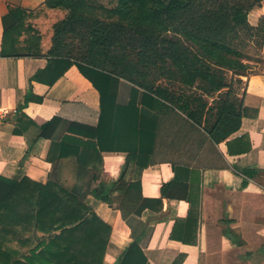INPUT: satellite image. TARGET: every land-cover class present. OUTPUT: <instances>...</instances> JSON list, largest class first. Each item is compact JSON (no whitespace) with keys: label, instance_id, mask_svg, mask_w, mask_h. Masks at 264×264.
I'll return each mask as SVG.
<instances>
[{"label":"crops","instance_id":"0c3cea01","mask_svg":"<svg viewBox=\"0 0 264 264\" xmlns=\"http://www.w3.org/2000/svg\"><path fill=\"white\" fill-rule=\"evenodd\" d=\"M1 1L33 9L44 0ZM262 17L264 2L250 10L248 22ZM12 21L0 15V50ZM249 63L250 70L258 62ZM45 65L44 56L0 55L1 177L52 179L82 191L90 170L117 181L111 205L86 198L111 228L103 264H264V65L240 75L244 113L239 128L219 141L176 108L159 112L142 104L138 88L121 79L111 83L121 105L116 120L102 138L92 136L98 90L76 65L52 84L33 79ZM54 117L57 123L41 135L43 121ZM47 236L22 220L0 225L1 248L17 257Z\"/></svg>","mask_w":264,"mask_h":264},{"label":"trees","instance_id":"16d2710c","mask_svg":"<svg viewBox=\"0 0 264 264\" xmlns=\"http://www.w3.org/2000/svg\"><path fill=\"white\" fill-rule=\"evenodd\" d=\"M263 2L115 0L107 7L96 0H44L30 9L0 0V15L13 19L4 28L0 55L44 56L46 65L32 78L47 84L76 65L100 95L92 136L102 138L104 127L116 120L121 105L111 83L121 79L138 88L142 104L159 112L176 108L219 141L239 128L244 113L235 83H241L250 61H264L244 51L247 43L241 35L260 33L262 46L264 18L251 25L248 13ZM50 10L64 14L51 25V42L43 51L36 20ZM58 120L43 121L41 135ZM89 175L85 191L66 189L52 179L43 184L0 176V225L5 228L22 220L48 234L20 257L0 246V264H103L111 228L86 198L89 194L111 205L117 181H104L94 170Z\"/></svg>","mask_w":264,"mask_h":264},{"label":"rangeland","instance_id":"374dc122","mask_svg":"<svg viewBox=\"0 0 264 264\" xmlns=\"http://www.w3.org/2000/svg\"><path fill=\"white\" fill-rule=\"evenodd\" d=\"M99 3L104 4L107 7H112L115 4V0H96ZM63 12L58 10H50L47 14L41 16L36 20V24L43 33V40L44 47L47 49L51 42V35H52V27L51 25L61 19L63 17ZM260 20V19H259ZM259 22V21H258ZM257 22V24H258ZM251 32H249L250 34ZM252 35L248 37L247 32L242 31L241 35L245 36L247 45L243 48L244 51L251 54L252 56L260 57L261 55V47H260V39L261 34L260 33H251ZM264 65V61L258 62L257 64H252L251 71H256L259 69V67ZM249 70V71H250ZM235 86L237 88V91L240 92L242 88V83H235Z\"/></svg>","mask_w":264,"mask_h":264}]
</instances>
